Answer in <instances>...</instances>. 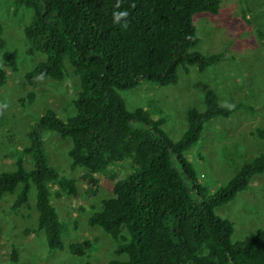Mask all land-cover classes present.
<instances>
[{
	"label": "trees",
	"instance_id": "16d2710c",
	"mask_svg": "<svg viewBox=\"0 0 264 264\" xmlns=\"http://www.w3.org/2000/svg\"><path fill=\"white\" fill-rule=\"evenodd\" d=\"M31 10L23 29L30 52L43 56L24 74V85L34 89L42 79L63 81L66 64L78 81L73 114L61 120L47 109L27 134L30 169L20 158L11 171L0 172V199L13 197L11 209L28 208L33 186L36 229L48 250H62L63 225L50 197L74 196L75 181L61 177L49 165L42 140L44 132L70 141L67 155L72 166L102 173L112 163L130 160L125 179L111 175L113 196L88 223L98 226L117 242L113 253L125 260L106 264H264V227L241 242L232 243V223L215 214L230 203L250 180L264 173V154L245 160L232 178L213 194L198 181L185 153L200 139L211 120L227 119L236 107L224 106L211 89L203 93V110L186 112V128L176 141L161 129L162 119L150 120L140 108L128 111L120 93L140 82L175 86L178 70L195 67L198 73L220 60L195 48L198 38L193 18L216 15L219 0H13ZM127 12L114 21V14ZM264 41V32L258 31ZM0 57L13 66L5 50L0 27ZM5 73L0 68V86ZM34 94L28 93V101ZM260 137L262 131L257 130ZM82 180H98L85 173ZM51 189H54L51 193ZM85 243L67 251L84 257ZM10 259L18 261L15 251ZM81 264H89L84 261Z\"/></svg>",
	"mask_w": 264,
	"mask_h": 264
},
{
	"label": "rangeland",
	"instance_id": "374dc122",
	"mask_svg": "<svg viewBox=\"0 0 264 264\" xmlns=\"http://www.w3.org/2000/svg\"><path fill=\"white\" fill-rule=\"evenodd\" d=\"M216 15L197 14L193 18L198 38L196 51L202 55H219L212 66L198 73L195 67L178 70L175 86L159 87L140 82L120 93L128 111L143 110L150 120L162 119L160 126L172 141L180 138L186 128V112L203 110V93L211 89L224 106L236 107L227 118L209 121L199 141L185 153L200 184L208 194L217 192L232 178L245 160L264 154V0H219ZM31 10L14 6L13 0H0V27L5 50L14 61L8 66L0 57L5 84L0 86V172L14 169L20 158L26 170L30 161L24 149L31 125L52 109L64 120L73 114L72 101L79 89L78 81L66 64V77L57 82L42 79L34 89L24 85V74L43 56L30 52L22 29L29 23ZM32 92L34 98L28 101ZM43 149L49 165L61 177L73 179L74 196L50 197V202L63 225L62 250H48L41 231L36 229L33 186L28 193V208L12 210L13 197L0 199V264H106L125 260L113 251L117 242L98 226L90 225V216L101 210L102 201L113 196L111 175L125 179L130 173V160L112 163L102 173L90 167L72 166L67 155L70 141L57 133L44 132ZM91 173L98 183L90 186L81 176ZM54 189H51L53 193ZM215 214L233 225L231 242H241L264 227V173L254 176L246 189L228 204L217 207ZM85 243L84 257L71 256L70 244ZM15 251L18 261L10 259Z\"/></svg>",
	"mask_w": 264,
	"mask_h": 264
},
{
	"label": "clouds",
	"instance_id": "9594fccd",
	"mask_svg": "<svg viewBox=\"0 0 264 264\" xmlns=\"http://www.w3.org/2000/svg\"><path fill=\"white\" fill-rule=\"evenodd\" d=\"M127 16V12L124 11H120L114 14V21H119L121 20L122 17H126Z\"/></svg>",
	"mask_w": 264,
	"mask_h": 264
}]
</instances>
